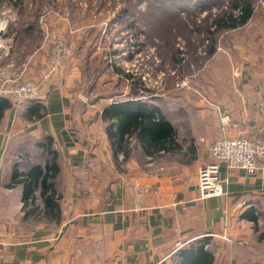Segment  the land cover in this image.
Returning <instances> with one entry per match:
<instances>
[{
    "label": "crops",
    "instance_id": "obj_1",
    "mask_svg": "<svg viewBox=\"0 0 264 264\" xmlns=\"http://www.w3.org/2000/svg\"><path fill=\"white\" fill-rule=\"evenodd\" d=\"M240 43L247 47L229 88H211L208 99L201 95L207 101L190 107L156 104L178 128L181 145L156 158L136 143L124 161L113 153L102 110L120 95L102 97L113 98L106 104L88 101L75 115L68 90L78 80L76 63L47 83L40 118L31 110L40 105L0 92V103L12 102L0 118V264H181L190 247L207 253L210 264H264V160L255 172L222 162L218 196L201 199L197 182L199 167L213 160L214 140L264 135V40ZM4 74L0 88L9 84ZM85 92L92 95L88 85ZM48 136L61 168V219L37 223L22 209L23 187L9 182L22 154L28 159L21 171L45 162Z\"/></svg>",
    "mask_w": 264,
    "mask_h": 264
},
{
    "label": "rangeland",
    "instance_id": "obj_2",
    "mask_svg": "<svg viewBox=\"0 0 264 264\" xmlns=\"http://www.w3.org/2000/svg\"><path fill=\"white\" fill-rule=\"evenodd\" d=\"M233 1L0 0V80L6 72L10 86L23 82L45 88L42 99L22 102L40 105L43 112L47 83L70 61L79 72L68 90L77 103L87 106L81 93L88 85L99 104L113 100L102 98L111 95L136 98L133 90L160 107L199 104L201 95L210 97L211 88L231 86L240 49L247 47L240 42L263 40L258 35L264 27V0H251L255 14L246 26L215 29L214 19ZM61 49L66 52L57 62L54 51Z\"/></svg>",
    "mask_w": 264,
    "mask_h": 264
},
{
    "label": "trees",
    "instance_id": "obj_3",
    "mask_svg": "<svg viewBox=\"0 0 264 264\" xmlns=\"http://www.w3.org/2000/svg\"><path fill=\"white\" fill-rule=\"evenodd\" d=\"M254 14L255 8L251 0H234L230 9L215 18L212 25L217 31L236 30L246 26ZM259 36H263L264 40V27ZM214 51L213 46L210 52ZM131 95L136 98L113 101L102 110V118L107 122L106 130L115 156L122 154L124 161L133 152L135 143L151 158L179 151L181 145L178 141V128L166 119L158 105L151 100L142 99L147 94L133 90ZM11 106L9 99L0 103V118L4 109ZM75 106V115L76 110L81 113L86 107L81 101L75 102ZM31 110L36 118L44 116L46 112H40L38 106ZM41 145L47 156L45 162L31 164L28 170L21 171V163L28 159L27 154H22L14 161L9 186L23 187L22 209L26 212V217L33 216L34 220L45 217L59 222L61 194L56 187V181L61 168L58 153L53 148V139L50 136L43 139ZM195 252V247L182 251L184 261L181 264H188L187 259L195 260L193 264H210L207 253L202 251L196 255Z\"/></svg>",
    "mask_w": 264,
    "mask_h": 264
},
{
    "label": "built area",
    "instance_id": "obj_4",
    "mask_svg": "<svg viewBox=\"0 0 264 264\" xmlns=\"http://www.w3.org/2000/svg\"><path fill=\"white\" fill-rule=\"evenodd\" d=\"M65 50H55L53 60L59 61L65 54ZM56 62V64H57ZM55 64V66H56ZM54 66V68H56ZM52 73V70L50 71ZM46 78V82L52 78ZM45 88L32 86L28 83L4 84L0 92L5 96L14 99L16 102L27 100H39L44 95ZM228 121V117L224 118ZM213 160L201 165L197 172V182L200 198L206 199L211 196L223 194L224 185L221 178L220 166L227 162L231 167L246 169L248 172H255L258 163L264 160V140L254 136H236L232 138H220L214 140L210 147Z\"/></svg>",
    "mask_w": 264,
    "mask_h": 264
},
{
    "label": "water",
    "instance_id": "obj_5",
    "mask_svg": "<svg viewBox=\"0 0 264 264\" xmlns=\"http://www.w3.org/2000/svg\"><path fill=\"white\" fill-rule=\"evenodd\" d=\"M90 87V86H89ZM102 94H100V96H101ZM86 97H87V99L90 101V102H93V101H95L99 96H96V97H91V96H89L88 94H86ZM251 135H252V132H251ZM252 136H254L255 138H259V139H263L264 140V135H259V134H257V135H252Z\"/></svg>",
    "mask_w": 264,
    "mask_h": 264
}]
</instances>
